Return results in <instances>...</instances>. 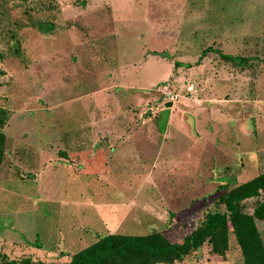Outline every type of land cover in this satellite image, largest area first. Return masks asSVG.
Wrapping results in <instances>:
<instances>
[{"label":"rangeland","instance_id":"obj_1","mask_svg":"<svg viewBox=\"0 0 264 264\" xmlns=\"http://www.w3.org/2000/svg\"><path fill=\"white\" fill-rule=\"evenodd\" d=\"M263 172L264 0H0V257L179 241ZM227 245L180 264H241Z\"/></svg>","mask_w":264,"mask_h":264},{"label":"trees","instance_id":"obj_2","mask_svg":"<svg viewBox=\"0 0 264 264\" xmlns=\"http://www.w3.org/2000/svg\"><path fill=\"white\" fill-rule=\"evenodd\" d=\"M38 29L41 33L49 30L41 24ZM248 199H255L250 214L243 212L242 207ZM218 205L222 211L206 213L201 226L179 241L156 232L146 236L103 235L73 254L69 261L58 264H180L189 254L203 250L210 256H223L229 233L238 247L241 264H264V249L254 226V220H264V172L219 197ZM0 261V264H42L27 257L7 260L1 256Z\"/></svg>","mask_w":264,"mask_h":264},{"label":"built area","instance_id":"obj_3","mask_svg":"<svg viewBox=\"0 0 264 264\" xmlns=\"http://www.w3.org/2000/svg\"><path fill=\"white\" fill-rule=\"evenodd\" d=\"M195 90V85L188 83L186 86H184V93L185 95H190ZM161 95V106H164L166 103H170L171 105L178 102L180 95L174 93L173 89H170L167 84L163 85L161 89L159 90Z\"/></svg>","mask_w":264,"mask_h":264},{"label":"water","instance_id":"obj_4","mask_svg":"<svg viewBox=\"0 0 264 264\" xmlns=\"http://www.w3.org/2000/svg\"><path fill=\"white\" fill-rule=\"evenodd\" d=\"M169 107H171V104H170V103H166V104L164 105V108H169Z\"/></svg>","mask_w":264,"mask_h":264},{"label":"crops","instance_id":"obj_5","mask_svg":"<svg viewBox=\"0 0 264 264\" xmlns=\"http://www.w3.org/2000/svg\"><path fill=\"white\" fill-rule=\"evenodd\" d=\"M108 136H109L110 138H112V139H113V137H111V136H110V134H109ZM145 136H146V135H145Z\"/></svg>","mask_w":264,"mask_h":264}]
</instances>
